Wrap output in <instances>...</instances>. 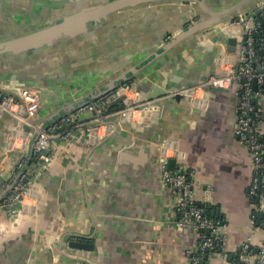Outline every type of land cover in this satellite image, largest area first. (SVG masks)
Listing matches in <instances>:
<instances>
[{
    "label": "crops",
    "instance_id": "0c3cea01",
    "mask_svg": "<svg viewBox=\"0 0 264 264\" xmlns=\"http://www.w3.org/2000/svg\"><path fill=\"white\" fill-rule=\"evenodd\" d=\"M86 1L0 0V11L25 10L24 20L17 12L10 15L32 29L79 12ZM262 4L264 0L138 3L99 21L91 19L84 30L75 17L73 34L57 38L56 48L28 55L34 73L21 79L39 88L41 125H53L64 113L74 112L83 97L130 70L136 72L128 81L134 86L151 78L169 84L198 82L242 60L243 27L231 21L251 17ZM193 12V20L229 18L225 33L238 40L235 50L220 41L224 22L213 27L219 41L197 43L204 31L163 48L167 33L187 29ZM207 80L193 96L164 98L154 119L150 108L134 111V120H142L137 133L121 123L117 114L122 111L111 105L104 116L110 124L97 126L90 113H82L75 136L56 138L48 159L33 149L35 128L12 133L9 149L15 153L0 161V175L8 179L22 159L35 202L30 211L0 214V264H190L186 249L197 237L192 229L175 226L174 195L161 179L163 152L176 159L175 169L193 173L197 200L211 204L208 210L221 222L226 248L209 254L203 264L234 258L248 239L258 249L264 228L256 223L264 222L255 218L253 223L252 214L264 195L250 194L253 157L236 134L239 86L216 87ZM136 88L130 94L139 102L144 94ZM256 108L264 135V86ZM15 122L11 113H0V155ZM72 235H81L93 248L68 247L66 239Z\"/></svg>",
    "mask_w": 264,
    "mask_h": 264
},
{
    "label": "built area",
    "instance_id": "2783aa9c",
    "mask_svg": "<svg viewBox=\"0 0 264 264\" xmlns=\"http://www.w3.org/2000/svg\"><path fill=\"white\" fill-rule=\"evenodd\" d=\"M260 16H264V9L253 21L246 15H240L231 21L243 27L242 60L230 70H223L219 74L212 75L206 81L216 87H229L232 83H237L239 86L240 102L236 134L240 143L251 151L253 157L255 175L250 187L251 196L260 193L264 195V135L257 123L259 114L256 110V101L264 86V54H262L264 38L259 39L254 34L260 26ZM197 86L202 85L191 86L184 91L193 96ZM134 87L133 83L126 82L94 101L79 106L74 112L61 116L46 129L40 128L41 125L36 121L41 105L40 92L36 88L25 87L20 91L23 102L0 91L2 96L0 108L8 110L18 119V124L13 128V135L22 131L24 125L39 130L33 149L40 158L48 159L49 153L40 152V150L52 149L56 138L62 140L73 138L77 128L82 125L79 121L80 114L90 113L94 120H98L109 113L111 101L119 95H125L126 106L121 110L122 112L136 111L135 108L139 102L135 101L130 94ZM169 157L171 156L166 152L160 155L161 179L174 195L175 226L179 230L192 229L196 233L197 240L186 249V255L190 264H203L207 260V255L226 248V238L220 228L221 222L210 213L205 203L197 200L193 173L182 169H170ZM34 197L31 192L30 177L24 169V161L19 159L9 178L0 185V214L15 215L21 211H30L35 202ZM260 210H264V203L253 212V223ZM256 227L264 228V223H256ZM222 264H264V240L259 250L252 245L250 239L244 241L237 255L230 260H225Z\"/></svg>",
    "mask_w": 264,
    "mask_h": 264
},
{
    "label": "water",
    "instance_id": "95a60500",
    "mask_svg": "<svg viewBox=\"0 0 264 264\" xmlns=\"http://www.w3.org/2000/svg\"><path fill=\"white\" fill-rule=\"evenodd\" d=\"M73 1V0H70ZM162 0H87L86 5H83L79 12L71 15H62L61 18L55 19L54 21H50L49 25H33L30 29L26 22L20 23L18 20H14L11 15L15 16L14 12H17L18 15L23 17V20L26 18L24 16L25 10L23 9H14L7 8V10L1 12L0 11V91L4 93H8L16 98H18L21 102L23 99L20 95V91L25 87H33L39 90L38 87H35L31 84V82H26L25 80L21 79V77L27 78V75H31L34 73L33 68L28 66V55H36L39 54L42 50L51 49L53 50L56 48V40L57 38L61 37L62 34H73V26L75 25V17H79L80 22L82 23V29H85V24L90 21L91 19H95L97 21L100 20L102 16L107 15L113 11L127 8L130 6H135L138 3H153ZM164 1V0H163ZM201 2L202 0H193ZM203 4V3H202ZM10 6V5H9ZM264 4L259 7L254 15H252L251 21L256 17L264 9ZM5 14V16H4ZM11 14V15H10ZM196 15V12L191 14V19H189L188 23L190 25L187 29L182 31L181 33L169 34L167 33L166 38L168 40L163 43V48H167L168 44L178 43L181 41L185 36H191L195 33H200L206 31L205 36H199L196 41L200 43V41L204 40V43L207 42H216L219 41L217 37H215V33L213 32V27L220 22L226 23L225 29H220V41L221 43H226L227 50H235V46L238 40L235 37H228L226 36L225 31L228 30L230 26V21L228 19L222 20H209V19H202V20H193L192 18ZM3 18V19H2ZM99 19V20H98ZM18 22V23H15ZM20 23V24H19ZM19 24L18 28H15V25ZM218 26V25H217ZM73 27V28H72ZM216 28V27H215ZM82 30V31H83ZM170 36V37H167ZM170 38V39H169ZM48 44V47L46 45ZM50 46V47H49ZM31 51V52H29ZM223 54V51L222 53ZM220 54L216 56L218 58ZM222 56V55H221ZM220 56V57H221ZM32 65V63H30ZM136 72L130 70L125 74H122L121 77L116 78L113 80L111 84H106L102 87H99L95 92L89 94L86 97H83L78 103L76 104V108L79 106L94 101L99 96L112 91L119 87L120 85L132 80ZM211 75H215V73L211 72L209 74L204 75L201 81L207 80ZM29 78V77H28ZM27 78V79H28ZM152 81L149 79H141V82H138L135 86L139 92H142L144 95L139 101V104L136 106L135 110H141L150 108L151 110V118H155L156 110L160 107L161 104L164 102V98L167 96H171L176 100H181L185 97H190V94L185 93L184 89L189 88L191 86L198 85L201 81L192 82V83H176V84H169L166 82L158 81L155 78H151ZM254 87H257V81H254ZM40 92V91H39ZM2 100V96H0V101ZM111 106L114 107L115 110H122L125 108V95H119L115 97L111 101ZM75 108V109H76ZM74 109V110H75ZM113 109V110H114ZM66 111V110H64ZM1 114H9L10 112L6 109L0 108ZM12 114V113H11ZM64 113L62 116H64ZM13 115V114H12ZM121 117V123H123L126 127L134 130L137 133L140 130V122L142 120L141 117L135 121L133 116V111L126 110L121 114H117ZM16 118V122L14 124H18V119ZM37 123L41 125L40 120H36ZM110 120L106 119V117H100L96 123V125L101 124H110ZM13 126V128H14ZM95 126L93 125H90ZM48 124L41 125L40 128L46 129ZM24 130L31 129V127L24 125ZM36 130V129H34ZM12 133L13 129L8 134L7 141L4 144V151L2 155H0V161L8 154H14L15 149H9L10 143L12 141ZM39 135V130L35 132V140ZM7 149H9L7 151ZM51 151L50 148L45 149L42 148L40 152L49 153ZM43 161V159H41ZM168 167L170 169L176 168V159L174 157L168 158ZM6 181V178L3 175H0V185ZM211 204L208 205L210 207ZM212 213L216 214V211L212 209ZM264 214V211L261 212V215ZM73 236V235H72ZM81 235H74L70 238V236L66 239V244L70 248L74 249H92L93 244L81 239ZM259 250V247L258 249ZM208 255L206 256V258Z\"/></svg>",
    "mask_w": 264,
    "mask_h": 264
},
{
    "label": "trees",
    "instance_id": "16d2710c",
    "mask_svg": "<svg viewBox=\"0 0 264 264\" xmlns=\"http://www.w3.org/2000/svg\"><path fill=\"white\" fill-rule=\"evenodd\" d=\"M259 20H260V26L258 27L257 31L254 32V34L257 38L262 39L264 38V16H260ZM262 54H264L263 51H262ZM257 218H258V221L264 222V216H261L260 213H257Z\"/></svg>",
    "mask_w": 264,
    "mask_h": 264
},
{
    "label": "bare ground",
    "instance_id": "6f19581e",
    "mask_svg": "<svg viewBox=\"0 0 264 264\" xmlns=\"http://www.w3.org/2000/svg\"><path fill=\"white\" fill-rule=\"evenodd\" d=\"M217 60H218V58H217ZM220 61V60H219ZM135 115V113L133 112V116ZM33 190V189H32ZM33 193V192H32Z\"/></svg>",
    "mask_w": 264,
    "mask_h": 264
}]
</instances>
